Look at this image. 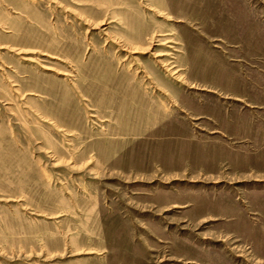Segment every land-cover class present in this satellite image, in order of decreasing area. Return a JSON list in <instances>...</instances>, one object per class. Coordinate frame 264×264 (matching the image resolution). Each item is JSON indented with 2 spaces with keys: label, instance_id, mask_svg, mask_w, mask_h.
<instances>
[{
  "label": "rangeland",
  "instance_id": "obj_1",
  "mask_svg": "<svg viewBox=\"0 0 264 264\" xmlns=\"http://www.w3.org/2000/svg\"><path fill=\"white\" fill-rule=\"evenodd\" d=\"M0 264H264V0H0Z\"/></svg>",
  "mask_w": 264,
  "mask_h": 264
}]
</instances>
